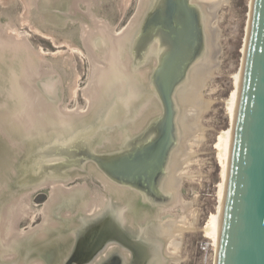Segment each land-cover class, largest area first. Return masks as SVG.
<instances>
[{
    "label": "water",
    "instance_id": "1",
    "mask_svg": "<svg viewBox=\"0 0 264 264\" xmlns=\"http://www.w3.org/2000/svg\"><path fill=\"white\" fill-rule=\"evenodd\" d=\"M47 1L39 0V14L44 13L50 22L56 23L70 19L66 7L61 5L69 2L70 7H75L79 0H52L50 5ZM141 3L140 11L124 31L120 54L129 58L134 72L146 70V73H141L143 78L139 75V78H127L110 67L104 68L98 81L99 97L87 115L69 116L64 123V120L50 123L46 129L37 126L29 135L19 126L28 113L32 124L34 119L58 115L61 78L51 73L34 79L36 87L44 93L45 82L56 84L54 96L44 95L47 102L44 105L50 110L44 117L38 116L31 111L34 104L22 103V96L30 95L28 85L33 83L19 69L23 56L13 61L10 48L0 54V199L6 190L17 195L47 178L72 180L90 170L138 195L139 198L129 199L130 205L138 202L137 205L145 208L161 210L171 204L173 196L166 191L165 181L180 142L175 96L187 86L190 70L208 54L207 20L202 4L195 0H142ZM249 14L214 264H264V0H253ZM92 31L89 44L94 54L102 58L113 41L103 28L97 33ZM32 60L36 62L35 57ZM26 90L28 93H22ZM85 189L69 190L61 195L60 201L70 198L76 203L82 197L81 192L86 194ZM116 208L117 212H113L108 204L91 215L80 212L71 220L61 214L64 229L74 227L71 232L74 252L63 264H91L109 244L122 245L131 254V262L123 264L171 262L163 254L155 257L150 253L154 242L164 247L165 241L155 238L153 229L162 219L160 215L151 229L150 226L148 231L141 229L144 232L141 238L139 234H130L128 220L122 215L126 209L119 213L120 208ZM129 208L127 205V212ZM147 232L150 235L146 238ZM110 264L122 263L115 259Z\"/></svg>",
    "mask_w": 264,
    "mask_h": 264
},
{
    "label": "rangeland",
    "instance_id": "2",
    "mask_svg": "<svg viewBox=\"0 0 264 264\" xmlns=\"http://www.w3.org/2000/svg\"><path fill=\"white\" fill-rule=\"evenodd\" d=\"M55 1L58 2L59 0ZM47 2L48 5L52 4V0ZM139 3L140 0H79L75 7H70L68 2L67 5L62 4L61 6L66 7V12L70 14V19H61L60 22L52 23L47 15L44 13L39 14V0H0V54L6 48H10L14 56L13 61H16V58H21L20 55H22L23 61H20V71L22 72V67L27 63V66L29 65L35 74V76L29 78L30 83L34 79L51 73L58 74L62 85L61 97L58 102L60 106L56 105L57 108L59 110L62 108L60 111H64L63 113L65 114L66 111H84L77 115L70 113L73 116L87 115L92 108L85 112L87 105L83 96V89L87 86L91 76V65L93 62L91 55L93 54L92 56L95 58L98 57L99 61H102L103 56L106 55H110L111 59L114 58L113 42H116L115 40L118 39L119 34L116 35V38L115 35H111L114 32L121 33L123 29L127 28L138 12ZM250 4L251 0H228L227 3L220 5L215 19L212 21V26L219 33V52L217 54L218 59H216L217 66L202 92L203 97L211 101L209 110L201 116L200 122L203 132L199 133V135L197 133L187 142V144H190L188 145L190 147L187 157L188 161L179 171L180 173L178 172L179 174H177V176L180 175V177L178 176L180 186L176 201H171V204L164 207V209H155L153 211L154 220H159V215L162 218L158 223L166 222L168 219H175L176 216L183 217L181 225L185 229L180 235L181 237L175 238L179 247L177 251L175 250V255L179 258L175 262L171 260L172 255L171 257L169 255L171 261L169 264H214L215 261L216 250L213 233L207 234L205 228H213L214 222L211 217L218 215L221 204L219 184L221 182L220 174L222 168L216 143L218 137L226 135L232 127L231 108L233 97L237 92L238 73L242 67ZM89 18L93 22H90ZM100 23L103 24V27L104 25L108 26L109 32L106 31V26L104 30L107 34H111L108 36L113 41L111 43L112 46L106 50L108 54L105 52L106 54L104 53L102 58L94 54L89 44L90 30H95L97 33L99 28H101ZM86 31L87 34H85ZM14 33L18 34V38L13 36ZM84 34L85 39H83ZM9 35L14 38H10ZM109 50H111L110 54ZM34 57L36 62L32 60ZM143 71L146 73V70ZM128 75L132 74L129 72ZM134 75L136 74L134 73L132 76ZM31 84L28 86L29 88L34 85L33 87L40 91L36 87V83L33 82ZM43 85L46 92L40 91L41 96L44 97L45 94L54 96L56 84L52 81H47ZM38 91L36 90V92ZM97 99L94 100L96 101ZM176 107L179 115V105L177 104ZM37 113L38 110L35 109V114ZM28 117L31 120L32 116ZM68 117H63L62 114H59L54 118L66 120ZM70 117L72 118V116ZM21 124L25 125L23 122ZM25 126L26 130L31 128L29 123ZM12 144L15 143L12 142ZM88 172V174L85 172V174L73 178L72 181H70L71 179L63 181L60 178H56L59 180L56 188L61 191V194H66L69 190H73L76 187L86 188V195L89 198L81 204L79 209L83 210V204L87 202L93 201L95 204H99L97 209L92 212L83 211L85 214L91 215L103 208L105 197L108 191L111 190L106 189L103 183L104 178L100 176L101 174H95L90 170ZM54 179L47 178L36 189L25 190L17 194V196L20 195L19 197H21L22 193L27 192L23 194L15 215H13L12 235L28 233L26 230L34 228L40 223L41 219L44 220V214H41V212L45 210L44 204L50 198V192L54 184L51 181H54ZM69 181L76 186H69L67 183ZM106 181L113 185L111 186L112 190L121 191L119 186L108 180ZM39 187H42V189L37 190ZM16 193H11L10 190L4 192L0 199V213L12 200L19 198L15 196ZM84 194L85 191L83 192ZM59 198L61 199L62 196ZM60 199L50 205L46 226L55 225L50 217L51 209L56 203L60 202ZM126 202H129V198ZM149 212L144 211L142 215H145V217L150 216V214H147ZM63 216L66 219H71L74 214L64 212ZM43 222L38 226L40 229L45 227L42 226ZM190 224H192V228H188ZM20 238L23 237H18L16 240ZM0 243L2 244L1 241ZM154 243L152 249L156 250L155 257L161 256L164 247H160L156 242ZM152 249H150V252ZM0 251L2 250L0 249ZM169 252H172V249H169ZM9 255L15 256L14 253ZM9 255L7 254L6 257H11Z\"/></svg>",
    "mask_w": 264,
    "mask_h": 264
},
{
    "label": "bare ground",
    "instance_id": "3",
    "mask_svg": "<svg viewBox=\"0 0 264 264\" xmlns=\"http://www.w3.org/2000/svg\"><path fill=\"white\" fill-rule=\"evenodd\" d=\"M195 1L202 4V6L204 8L206 20H207V23H206L207 24V26H206L207 35L206 36L208 39L207 40L208 54L200 64H198L197 66H195L194 68H192L190 70V72L188 74V79H187L188 80L187 86L184 87L175 96L176 97L175 98L176 105L178 104L179 108H180L179 109V115H178V120H179L178 121V127H179V132H180V142H179V145L177 147V150L172 155V160H171L170 167H169V174H168L166 181H165L166 182L165 183L166 184L165 189L168 193L172 194L173 202L176 201V199H177L179 186H180V179H179L180 175H178L179 176L178 177L177 174L180 173L179 171L182 169L184 164H186V162L188 161L187 157L189 155L188 151L190 149V147L188 145H190V144H187V142L194 135H197V133L199 135V133L201 134L203 132V127L201 126V122H200L201 116L204 113H206L211 106V101L205 99L203 97L202 92L206 87L207 81L213 75V71H214L215 67L217 66V60L216 59H218L217 54L219 52V43H218V34L219 33H218L217 29L212 26V21L215 19L216 12H217L218 8L220 7V5L228 2V0H195ZM141 2H142V0H140L139 9L142 6ZM252 3H253V0H251L250 8L252 7ZM249 16H250V14H249ZM90 22H93L92 19H90ZM130 24L131 23H129L127 28L130 27ZM100 26H101V28L104 29V27L106 25H104V27H103V24H101ZM97 28H98V26H97ZM127 28L123 29V32H121V33H115L114 32L115 34L113 33L112 35L109 33L111 36L115 35V38H116V35L119 34L118 39L115 40L116 42H113V44H114V51H113L114 52V58L111 59L110 55H106V56H103L104 58L102 59V61H99L98 57L95 58L94 56H92L93 54L91 55V57L93 59V62L91 65L92 66L91 76H90V80H89L87 86L83 89V96L86 100V105H87L85 112L87 110L93 108V106L95 104L94 99L99 97L101 85L98 83V81H99L100 72L104 68L110 67V69L115 70L116 73H118L122 77L124 75L125 77H129V78H133V77L139 78L138 77V75H139L141 78H143L142 74L145 71L142 70V72L139 71L138 74H136V72H134L130 67L129 58H126L125 55H123V57H122V55H121L122 54L121 49H122L123 43H124L122 36L125 33L124 31ZM105 29H107L106 31L109 32L108 26H106ZM90 31H92V30H90ZM248 31H249V23H248L247 32H246L244 53H243V59H242V67L238 73L237 92L233 97V104H232V108H231L232 127L227 132L226 135H220L218 137V141L216 143V147L219 149L218 152H219L220 163H221V168H222L221 174H220L221 182L219 184V197L221 200V204L219 207L218 215L216 217H211V220L214 222L213 228L212 227L211 228L210 227L205 228V232L207 234H210V232L213 233L214 246H215L216 253L218 251L219 242H220L222 217H223L224 202H225V195H226V188H227V181H228V174H229V164H230V157H231L232 144H233V138H234V126H235V121H236V116H237V111H238L239 94H240V89H241V81H242V74H243V68H244V58L246 55ZM93 32H95V30H93ZM85 34H87V31ZM85 34L83 35V39H85ZM13 36H17V38H18V34L14 33ZM13 36L9 35L10 38L11 37L14 38ZM4 37H6V36H4ZM13 40H15V39H13ZM5 42H6V40H5ZM22 42L24 43V41H22ZM27 46H28V44H27ZM20 50H22V49H20ZM14 51H15V49H14ZM110 51L111 50H109V54H110ZM19 53H20V51H19ZM31 53H33V52H31ZM89 54H91V53H89ZM129 72L132 75L134 73L136 75H134V76L128 75ZM22 74L27 75L28 78L35 76V74L31 70L30 66L29 65L27 66V63L24 67H22ZM32 88H29L30 89V92H29L30 95L26 94V97L22 96V103L29 105V106L34 104V107H31L32 108L31 111L35 114V109H36V110H38V113H39V114L37 113L36 115L44 117V115H47L48 110H50V109H49V107L47 108V106L44 105L47 102H45L44 97L41 96L42 94L38 91V89H37L38 92H35L34 90H31ZM22 93H28V91L26 90ZM129 93H132V91H129ZM35 106H36V108H35ZM60 110H62V108ZM60 110L58 109V112L60 115L62 114V116H73L70 113H74L77 115L79 113L84 112V111L80 112V111L74 110V111H66V114H65V113H63L64 111L62 112ZM31 111L27 110V112H31ZM53 115L56 116V114H53ZM28 116H31V113H28ZM55 116H48V118L34 119V121H35L34 124H32L33 121L29 120V117H27L28 119L26 118L25 120H23L24 121L23 123L25 125L27 123H29V126L31 127V128H28L27 130L24 128L25 125H22V124H19V125L21 128L24 129V131H26L27 133H29V135H31L33 133V130L37 126H39L42 129H46L48 127V124H50V123L58 124V123H61L63 120L64 121L62 123H64L65 121L68 120V119L67 120H65V119L58 120V119L54 118ZM195 137H197V136H195ZM197 139H198V137H197ZM100 176L102 178H104L103 183L105 184L106 189L112 190L113 188L111 186H113V185H111L110 183H108L106 181L107 178H105L102 175H100ZM51 182L54 184H53V188L50 192V198H48L49 200L47 201L46 204H44V206L46 207L45 210L43 212H41V214L43 213L44 217H45L44 220H42V221H44L42 223V226H46V223L48 222V217H49V213H50V210H49L50 205L56 201H59V199H60L59 197L62 195L61 191L56 188V184H58L59 180H57L55 178L54 181H51ZM40 185H35L32 189H36ZM120 190H121L120 192L119 191H116V192H119L122 194L123 188H120ZM26 193L27 192L22 193L21 197H19L20 195L19 196L16 195L17 198L18 197L19 198L12 200V202L9 203L5 208H3L1 213H0V241L2 242V247L5 249V251H6V249L12 251L14 241L16 240V238L24 237V235H26V233H23L22 235H19V234L18 235L17 234L12 235L11 234V232H12L11 225L13 226V215H15L16 209L19 206L20 199L22 198L23 194H26ZM97 205H99V204H95L93 201L87 202V203L83 204V210L82 209L81 210L84 212H92V211L97 209ZM19 208H21V207H19ZM161 213H162V211H161ZM165 219H167V217H165ZM182 222H183V217L176 216L175 219H172V220L168 219L166 222L164 221L163 223H158L153 228L154 234H156V237H161L165 241L164 248L162 250L163 255H165L167 258H169V255H170V257L172 255L173 258L171 257V260H173L175 262H177L178 258H179L177 255H175V250L177 251V249L179 248L178 244L175 241V238L179 237L182 234L183 230L185 229V228L183 229L184 226L182 227V225H181ZM188 226H189L188 228H192V224H190ZM186 229H187V227H186ZM42 235H44V234L39 233L37 237H42ZM154 245H155V243H154ZM169 249H172V252H169ZM150 253L155 256L156 250L152 249ZM6 255H4V256H6ZM9 256H11V255H9Z\"/></svg>",
    "mask_w": 264,
    "mask_h": 264
},
{
    "label": "flooded vegetation",
    "instance_id": "4",
    "mask_svg": "<svg viewBox=\"0 0 264 264\" xmlns=\"http://www.w3.org/2000/svg\"><path fill=\"white\" fill-rule=\"evenodd\" d=\"M70 181L67 182L69 186H76L70 183ZM119 192H116L115 190L108 191L103 207H106L109 204L113 208V212H117L116 206H118L120 208L119 213H122V210L124 211V209H126L122 215L128 220L127 227L131 231L130 234L132 235L134 233L135 236L136 234H139L142 238L144 232L141 233V229H146V231H148L149 228L151 229V224H153L155 219L153 211L156 208H145L143 205H137L139 204L138 202H136L137 204L133 202L134 204L130 205L126 200L134 197L139 198V196L128 193L126 190H122V194ZM80 195H82V197L76 203L70 201L71 199L68 198L66 202L60 201L52 207L50 217L55 225H47L40 229L38 226L42 222L41 219L40 223L34 228L26 230L28 233H26L23 238L14 241V245H17H13L14 247L12 248V251H5L4 248L0 246V249L2 250L0 251L2 252L0 254V264H16V262L17 264H63L66 259H70L71 254L74 252L73 236L71 234L74 227L71 226L69 229H64L60 216L61 214L63 216L64 212L74 214L73 217L80 212L84 213L79 207L87 198H89V196L86 194L83 195V192H81ZM127 205L130 206L128 212ZM144 211H150L147 213L150 214V216L145 217V215H142ZM39 233H43L44 235H42V237H37ZM144 235L146 237V235H150V232H147ZM63 238L64 240H62L61 243L60 240ZM122 248H124L122 245L121 247L111 244L105 246L97 258H94L91 261V264H100L103 262L105 264H110V262L115 259L122 264L126 261L131 262V254L127 252L126 248H124L125 250ZM11 253H14L15 256H4Z\"/></svg>",
    "mask_w": 264,
    "mask_h": 264
}]
</instances>
